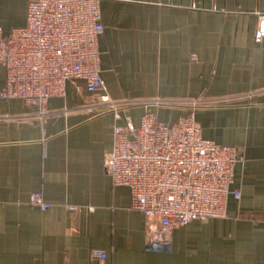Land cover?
Instances as JSON below:
<instances>
[{
  "label": "crops",
  "instance_id": "0c3cea01",
  "mask_svg": "<svg viewBox=\"0 0 264 264\" xmlns=\"http://www.w3.org/2000/svg\"><path fill=\"white\" fill-rule=\"evenodd\" d=\"M31 1L0 0L4 36L25 25ZM99 9L103 92L67 83L44 116L0 98V264H264V37L254 38L264 0H100ZM4 83L0 65V91ZM145 109L166 125L192 114L202 138L244 158L226 217L174 228L169 250L147 248L149 226L104 168L113 128L124 131L126 116L138 126ZM33 193L49 209L30 204Z\"/></svg>",
  "mask_w": 264,
  "mask_h": 264
},
{
  "label": "built area",
  "instance_id": "2783aa9c",
  "mask_svg": "<svg viewBox=\"0 0 264 264\" xmlns=\"http://www.w3.org/2000/svg\"><path fill=\"white\" fill-rule=\"evenodd\" d=\"M99 1L33 0L23 27L7 36L0 28V65L5 72L0 98L20 99L44 116L48 99L63 97L67 83L83 81L89 93L103 92L97 47L103 33ZM263 37L264 15L258 14L254 38L258 42ZM99 98L119 119V105L106 95ZM125 122L124 131L113 128V147L104 168L114 186L128 188L130 208L149 226L147 245L164 249L174 228L226 217L228 198H240L230 189L234 167L244 162L235 147L202 138L192 114L166 125L145 109L138 126L127 116ZM29 203L41 210L50 207L40 193L31 194ZM90 257L101 261L103 252L92 250Z\"/></svg>",
  "mask_w": 264,
  "mask_h": 264
},
{
  "label": "water",
  "instance_id": "95a60500",
  "mask_svg": "<svg viewBox=\"0 0 264 264\" xmlns=\"http://www.w3.org/2000/svg\"><path fill=\"white\" fill-rule=\"evenodd\" d=\"M147 248L151 250H160L158 247L152 245H147ZM164 250H169V246H166Z\"/></svg>",
  "mask_w": 264,
  "mask_h": 264
}]
</instances>
